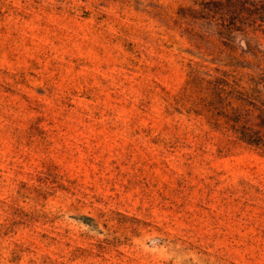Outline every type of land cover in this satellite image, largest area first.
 <instances>
[{
	"label": "rangeland",
	"instance_id": "1",
	"mask_svg": "<svg viewBox=\"0 0 264 264\" xmlns=\"http://www.w3.org/2000/svg\"><path fill=\"white\" fill-rule=\"evenodd\" d=\"M0 264H264V0H0Z\"/></svg>",
	"mask_w": 264,
	"mask_h": 264
}]
</instances>
